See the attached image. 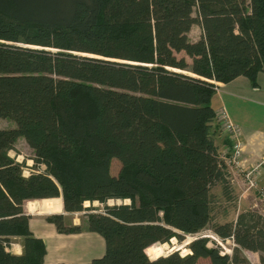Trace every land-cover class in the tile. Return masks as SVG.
Returning a JSON list of instances; mask_svg holds the SVG:
<instances>
[{
  "label": "trees",
  "instance_id": "1",
  "mask_svg": "<svg viewBox=\"0 0 264 264\" xmlns=\"http://www.w3.org/2000/svg\"><path fill=\"white\" fill-rule=\"evenodd\" d=\"M263 69L264 0H0V119L15 122L0 129V264H47L24 204L58 197L106 243L90 262L58 264H253L242 250L264 264V220L253 213L213 226L232 254L197 237L187 255H148L206 229L219 184L233 198L215 85L255 82ZM20 138L30 168L10 154ZM46 219L63 234L85 229L64 214Z\"/></svg>",
  "mask_w": 264,
  "mask_h": 264
},
{
  "label": "crops",
  "instance_id": "2",
  "mask_svg": "<svg viewBox=\"0 0 264 264\" xmlns=\"http://www.w3.org/2000/svg\"><path fill=\"white\" fill-rule=\"evenodd\" d=\"M194 31L195 25L189 32L191 41H197L202 35L200 32L198 38H193ZM221 84L222 90L217 93L215 107L218 110L225 106L230 118L241 126L243 131L241 165L244 169H249L264 162V69L258 74L255 82L248 77L240 76L229 83ZM222 136L224 137L223 131L217 136L220 151L230 149L226 141L221 142ZM261 184L264 186V171ZM30 203L33 205L30 206ZM35 203L37 206H34ZM44 203H48L47 206ZM24 208L30 215L31 230L36 236L44 239L47 245V264L86 263L104 254L105 240L99 234L86 230L85 212L65 211L62 197L26 200ZM52 214H64L68 222L74 225L82 224L85 229L81 233H60L56 226L46 219ZM13 248L16 253L22 251L19 243H14ZM253 253L259 254L260 259V253Z\"/></svg>",
  "mask_w": 264,
  "mask_h": 264
},
{
  "label": "rangeland",
  "instance_id": "3",
  "mask_svg": "<svg viewBox=\"0 0 264 264\" xmlns=\"http://www.w3.org/2000/svg\"><path fill=\"white\" fill-rule=\"evenodd\" d=\"M196 15V13H195ZM202 32V29L199 25H195V31L192 33L193 38H198L199 33ZM177 56L185 57L189 63H192V59L185 53H178ZM15 127V122L9 118H1L0 119V129H9ZM224 133V132H223ZM226 134L224 133V137L222 136L221 142L226 140ZM15 149L10 152L11 156H13L17 161L23 162L26 161L27 165L32 166L34 161L32 158L34 157V151L29 146L24 138L18 139L15 144ZM225 153L228 152V148L225 149ZM222 152V151H221ZM45 167L42 166V169ZM231 168V167H230ZM229 168V170H230ZM121 169V163L117 159H113L111 163V173L117 175ZM25 175H29L31 170L26 168ZM233 174L234 183L232 184V195L233 198L229 199L224 193V187L222 185H218L214 189L215 194V203H214V211H213V220L211 224L204 229L201 233L197 235H184V240L180 241L177 238H174L169 243L157 244L155 245L156 249L153 248L149 250V257L153 259L154 257H158L160 255H168L175 251H180L182 255H187L191 253L189 249V244L197 237H208L209 238V246L210 247H219L222 250L223 254H232L233 248L235 247V243L233 240H222L214 231L213 226L217 223H224L226 221L236 222L238 216L242 213H253L256 215L262 216L264 220V203L261 200V195L259 189H252L247 191L244 182H242V176H239L231 170ZM241 181V184H239ZM263 185L261 184L260 187ZM115 203H123V201H109V205H113ZM128 203V201H126ZM36 204V203H35ZM96 207H100V210H103V206L96 202L94 203ZM37 206V204L35 205ZM46 206V204H45ZM86 206H90V203L86 202ZM15 244L20 242V239L14 240ZM243 256H245L251 263L257 264L259 262V254H254L249 250H242ZM198 264H211L209 258H200L198 260Z\"/></svg>",
  "mask_w": 264,
  "mask_h": 264
},
{
  "label": "built area",
  "instance_id": "4",
  "mask_svg": "<svg viewBox=\"0 0 264 264\" xmlns=\"http://www.w3.org/2000/svg\"><path fill=\"white\" fill-rule=\"evenodd\" d=\"M217 93H220L222 86L220 84L215 85ZM217 119L221 125L222 131L229 136L232 141V146L225 153L226 150L222 151L221 158L226 164L227 179L230 184L234 183L233 174L231 170H234L236 174L242 176L247 191L259 189L261 200H264V186L260 187L263 178L264 162H260L254 167L244 169L241 165L242 148H243V131L241 126L236 124L231 118L225 106H221L217 110ZM231 167V168H230ZM230 168V170H229ZM232 185V184H231ZM264 203V201H262Z\"/></svg>",
  "mask_w": 264,
  "mask_h": 264
},
{
  "label": "bare ground",
  "instance_id": "5",
  "mask_svg": "<svg viewBox=\"0 0 264 264\" xmlns=\"http://www.w3.org/2000/svg\"><path fill=\"white\" fill-rule=\"evenodd\" d=\"M88 203V202H87Z\"/></svg>",
  "mask_w": 264,
  "mask_h": 264
}]
</instances>
